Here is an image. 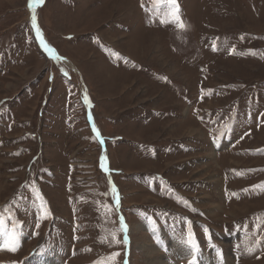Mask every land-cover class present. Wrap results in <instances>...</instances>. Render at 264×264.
<instances>
[{
	"label": "rangeland",
	"instance_id": "374dc122",
	"mask_svg": "<svg viewBox=\"0 0 264 264\" xmlns=\"http://www.w3.org/2000/svg\"><path fill=\"white\" fill-rule=\"evenodd\" d=\"M175 7L0 0V264H264V0Z\"/></svg>",
	"mask_w": 264,
	"mask_h": 264
},
{
	"label": "snow or ice",
	"instance_id": "6c2138e0",
	"mask_svg": "<svg viewBox=\"0 0 264 264\" xmlns=\"http://www.w3.org/2000/svg\"><path fill=\"white\" fill-rule=\"evenodd\" d=\"M43 0H29V7L32 8L33 5L41 4ZM167 3L171 4L173 8H175V11L170 13L176 23V26L183 30L185 28V25L183 24L182 21L179 20L178 16V8L175 7V0H167ZM32 22L33 26H35V16L32 17ZM168 21L161 20V23H166ZM41 43L43 44L44 41L41 40ZM49 52H51V49H48ZM103 166V165H102ZM264 187V186H261ZM115 191V190H114ZM118 199V198H117ZM46 215V213H45ZM37 227L39 225L37 224ZM18 228V223L13 220L11 216L7 218V221L5 220V217L3 213H0V249H6L8 251H16L19 247V236L20 233L17 231ZM119 232L126 233L127 232V225L124 222L123 218L121 217L119 220ZM112 240L115 241L116 243H120L119 240H117L116 233H112ZM101 242H104L103 240ZM125 244L127 243V236L125 235L124 241ZM185 243L189 246L190 251L192 253V259L189 260V264H195L196 261V256L195 253L197 251V245L194 242L193 235L189 232ZM257 243H259V240H257ZM249 251H252V249H248ZM119 256V253H112L108 258H107V264H112L114 261L115 257ZM94 264H106L105 261L100 260L94 262Z\"/></svg>",
	"mask_w": 264,
	"mask_h": 264
},
{
	"label": "bare ground",
	"instance_id": "6f19581e",
	"mask_svg": "<svg viewBox=\"0 0 264 264\" xmlns=\"http://www.w3.org/2000/svg\"><path fill=\"white\" fill-rule=\"evenodd\" d=\"M44 46H46V45H44ZM44 49V48H43ZM45 50V49H44ZM132 231V230H131ZM177 244V243H176ZM174 246L175 247H177L176 248V250H178L179 252L178 253H181L180 255H182V256H184V255H187V250H186V248H184V247H182V246H178V245H175V243H174ZM152 249H154L153 247H151ZM0 250H2V249H0ZM151 255V254H150ZM187 259H189V258H187ZM53 260V259H52ZM152 261L151 262H153V264H160L159 263V256L157 257V256H154V257H152V259H151ZM55 262V264H58L56 261H54ZM54 262H52V261H47L46 259H44L43 261H42V263L41 264H54ZM189 263V262H188ZM198 263V262H197Z\"/></svg>",
	"mask_w": 264,
	"mask_h": 264
}]
</instances>
